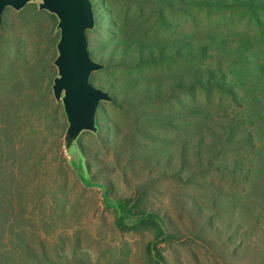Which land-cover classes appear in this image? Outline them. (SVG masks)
Returning a JSON list of instances; mask_svg holds the SVG:
<instances>
[{
	"label": "rangeland",
	"instance_id": "rangeland-1",
	"mask_svg": "<svg viewBox=\"0 0 264 264\" xmlns=\"http://www.w3.org/2000/svg\"><path fill=\"white\" fill-rule=\"evenodd\" d=\"M91 2L111 101L76 140L85 184L51 90L57 19L2 14L0 264H264V10ZM137 200L165 236L131 228Z\"/></svg>",
	"mask_w": 264,
	"mask_h": 264
},
{
	"label": "water",
	"instance_id": "water-1",
	"mask_svg": "<svg viewBox=\"0 0 264 264\" xmlns=\"http://www.w3.org/2000/svg\"><path fill=\"white\" fill-rule=\"evenodd\" d=\"M37 2L39 11L47 12L57 19L59 39L57 56L53 61L57 75L51 87L53 98L62 104L67 122L64 147L71 157L68 164L84 184L88 174L76 146L83 132H97L96 113L100 103L110 102V95L94 87L90 82L92 73L103 69L90 55L87 32L95 25L91 0H0V22L6 9L22 10L27 4ZM79 165L86 180L77 171Z\"/></svg>",
	"mask_w": 264,
	"mask_h": 264
},
{
	"label": "trees",
	"instance_id": "trees-1",
	"mask_svg": "<svg viewBox=\"0 0 264 264\" xmlns=\"http://www.w3.org/2000/svg\"><path fill=\"white\" fill-rule=\"evenodd\" d=\"M225 1V2H224ZM227 0H221V4H216V6L207 4V7H237L241 9H256V10H264V0H230V2H226ZM231 4V5H228ZM88 33V32H87ZM104 68V66H103ZM123 205L128 207V212L132 217H144L142 218L136 226H132L131 228L134 230L142 229V230H154L155 236L157 238L165 236V232L163 228L157 223L158 218L154 216L152 213H144L140 210V201L137 200L135 202L131 201H122Z\"/></svg>",
	"mask_w": 264,
	"mask_h": 264
}]
</instances>
